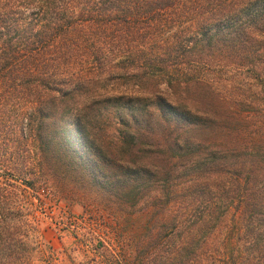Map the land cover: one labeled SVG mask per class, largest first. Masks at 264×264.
Here are the masks:
<instances>
[{
  "label": "trees",
  "instance_id": "16d2710c",
  "mask_svg": "<svg viewBox=\"0 0 264 264\" xmlns=\"http://www.w3.org/2000/svg\"><path fill=\"white\" fill-rule=\"evenodd\" d=\"M49 178L110 218L78 264H264V0H0V264H56Z\"/></svg>",
  "mask_w": 264,
  "mask_h": 264
},
{
  "label": "rangeland",
  "instance_id": "374dc122",
  "mask_svg": "<svg viewBox=\"0 0 264 264\" xmlns=\"http://www.w3.org/2000/svg\"><path fill=\"white\" fill-rule=\"evenodd\" d=\"M115 127L113 121L104 122L103 133L106 135L104 141L113 142L111 136H114ZM20 141L17 139L11 143L16 163L26 157L25 152L21 150L23 143ZM27 153L32 157L31 152ZM25 177L30 178L32 174ZM67 182L49 178L47 190L39 188L36 192L37 198L32 200L36 203L34 215L38 219L39 250L44 254L54 253L56 264H67L72 260L73 264H78L83 261L84 256L77 250L79 245L75 244L80 233L85 235L90 233L96 237L97 234L104 235L110 230L107 228L110 223L107 212L94 203L96 198L94 189L83 186V180L80 179ZM58 221L62 223L58 224ZM34 264L44 263L35 261Z\"/></svg>",
  "mask_w": 264,
  "mask_h": 264
}]
</instances>
